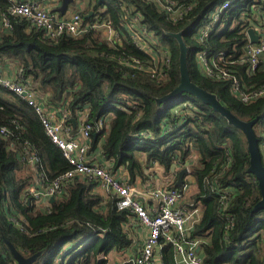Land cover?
<instances>
[{"label":"trees","instance_id":"1","mask_svg":"<svg viewBox=\"0 0 264 264\" xmlns=\"http://www.w3.org/2000/svg\"><path fill=\"white\" fill-rule=\"evenodd\" d=\"M171 1L175 9H187L182 16L169 13L163 5L168 0L72 3L71 9L80 10L86 24L111 21L119 40L108 39L97 28L80 36L65 33L52 40L26 19H13L11 28L0 29V62L15 63L22 79H30L46 103L65 105L71 118L77 119L80 111L88 110L87 121L94 126L92 151L104 138L101 149L105 161L115 173L125 170L130 182L138 178L146 182V168L155 164L170 174L174 165L191 162L195 154L196 162L189 164L196 187L191 203L201 208V217L193 235L204 238L201 246L207 264H264V209L254 211L261 192L258 179L248 171L250 152L245 133L187 91L158 101L181 82L180 49L172 33L183 32L191 80L216 94L240 119H256L253 128L264 162V94L241 100L233 91V79L205 76L195 58L203 49L210 54L225 52L232 62L226 67L237 74L245 91L264 86V58L255 73L241 61L259 2L232 0L202 42L194 37L196 29L209 20L217 6L230 0ZM7 7L8 2L0 0V12ZM138 12L163 46L159 50L156 44L155 51L163 53L168 48L170 60L160 54L165 72L162 79L153 75L151 56L135 45L126 30L130 16ZM134 59L143 66L131 65ZM103 117L108 119V126L100 129L98 123ZM2 128L0 264H17L8 242L26 257L37 255L32 264H97L102 255L132 248L136 241L132 227L126 226L131 212L119 209L114 199H109L103 209L101 196L93 192L96 182L90 178H76L68 184L66 194L45 210L34 200H27L23 194L35 175L28 162L33 152L39 158L38 173L49 181L71 165L27 97L0 85ZM177 181L176 173L167 186H175ZM224 191L229 192L226 199L222 198ZM70 253L75 254L70 257ZM160 255L161 264H175L170 243Z\"/></svg>","mask_w":264,"mask_h":264},{"label":"built area","instance_id":"2","mask_svg":"<svg viewBox=\"0 0 264 264\" xmlns=\"http://www.w3.org/2000/svg\"><path fill=\"white\" fill-rule=\"evenodd\" d=\"M6 1L8 2L7 9L0 12V29L11 28L13 19H26L31 27L42 30L45 37L52 40H57L65 33L80 36L90 28L105 30L108 39L119 40V35L111 21H96L91 25L84 23L80 10L69 8L64 14L60 13L57 9L61 0ZM169 2L172 1L168 0V3L163 5L173 17L182 16L187 10L181 7L175 9ZM258 2L259 4L257 3L254 7L256 20L251 27L247 26V28L249 27L247 30L248 42L245 46V53L241 56V61L247 63L250 73L256 72L264 58V0H258ZM231 3L232 0L225 1L222 5L217 6L208 15L209 20L196 29L194 37L202 42L205 41L219 20L220 13L227 9ZM250 29H254L258 35L257 42L251 41ZM126 30L135 45L151 56L152 68L150 70L153 75L162 79L165 72L161 67V59L164 56L170 60L168 48L165 47L168 53L165 50L163 53L157 52L163 49V46H160L158 38L156 39L154 34L143 24L142 14L139 12L130 16ZM156 44L160 47L157 51H155ZM160 54L163 56L161 57ZM195 58L199 70L205 76H215L224 80L233 79V91L241 100L249 101L264 94V86L250 91H245L241 87L237 74L229 71L226 67L232 62L230 58L226 57L225 52L210 54L206 49H203L195 53ZM7 61L10 62V60L4 62ZM131 65L143 66L139 59H134ZM0 66L3 67L2 64ZM0 85L27 97L37 113L40 114L47 134L63 150L65 158L71 165V168L66 172L57 176L53 181H49L44 178L42 173H38L39 158L33 152L28 162L34 169L35 175L23 194L26 198L29 197L27 200H34L41 209L44 200L63 197L68 184L76 178H90L96 182V186L108 193L109 199L117 200L119 209L131 212L126 226L138 225L144 231L140 244L136 240L132 248L124 250H130L135 254L128 260V264H160L161 250L165 244L169 243L173 246L175 264H207L201 246L204 238L193 235V229L201 217V208L194 206L193 203L182 202L188 186L189 189L192 187L190 182L189 185L187 181L183 180L181 185L155 186L151 183V177H148L146 182L139 178L135 182H130L128 179L117 176L111 167L101 164L92 151L94 126L87 121L88 110L80 111L77 119L71 118L65 105L46 103L43 96L35 92L30 79L23 80L18 71L11 77L0 74ZM107 122L106 117L101 118L98 123L100 129L107 127ZM4 132L5 128H2L0 133ZM139 180L141 181L139 182ZM228 196L229 192L224 191L222 198L226 199ZM103 256L105 255L101 257L103 258Z\"/></svg>","mask_w":264,"mask_h":264},{"label":"water","instance_id":"3","mask_svg":"<svg viewBox=\"0 0 264 264\" xmlns=\"http://www.w3.org/2000/svg\"><path fill=\"white\" fill-rule=\"evenodd\" d=\"M61 1L62 4L60 7H58L57 10L62 14H64L72 5V3L75 2V0H61ZM249 34L251 36L252 42L258 41V35L256 34L254 29H250ZM172 36L177 40L180 49L179 69L181 74V82L173 91H171L164 97L158 99V101L162 102L171 99L177 96L178 94L187 91L190 94L198 97L204 103L211 105L214 110L220 112L225 118H227L230 124L239 127L245 133L248 141V149L250 152V166L248 168V171L254 174L258 179L260 192H261V199L255 204L254 211L264 209V162L262 159L258 138L253 128L256 119L251 121H244L240 119L220 101V99L217 97L216 94L211 93L205 90L204 88L200 87L196 83H194L190 77L189 66H188L189 49L183 38V32L172 33ZM186 164L187 165L189 164L188 161L186 162ZM187 173H188V169L187 167H184L178 175L177 185H181V183L184 180V176ZM55 199H56L55 197H52L50 198V201L54 202ZM8 246L17 264H32L35 258L37 257V255L31 257L24 256L21 252L17 250V248L11 242H8ZM102 263H103V258H99L97 260V264H102Z\"/></svg>","mask_w":264,"mask_h":264},{"label":"crops","instance_id":"4","mask_svg":"<svg viewBox=\"0 0 264 264\" xmlns=\"http://www.w3.org/2000/svg\"><path fill=\"white\" fill-rule=\"evenodd\" d=\"M61 4H62V1L59 2L58 6L60 7ZM69 8H71V6ZM2 65H3V67L4 66L8 67L6 69H8L9 74H10V75L9 74H5L4 70H3V74H1L2 76H6V75L7 76H13V75H16L18 69H17V65L15 63L11 62V63H9V65H7V62H3ZM102 144H103V141H100L99 142V147L97 146V148L94 149L93 152H94L95 156H97V158H98V160H99V162L101 164H105V165L111 167V163L106 162L105 159H104V155H103V152H102V149H101ZM145 159H146L145 156L141 158V160H143V162H144ZM116 174H117V176H121V177H123L125 179H128L127 172L125 170H123V169L117 170ZM158 175L159 176L158 177L156 176L155 179H153V178L151 179V183H153L155 186L167 185L174 178L172 172L170 174H161L160 173ZM189 182L191 183V185L193 187V184L195 183V178L192 175L189 176ZM194 190H196V187L194 188ZM93 192L98 193L101 196V198H102L101 205H102V208L105 209V205H106V203L109 200L108 193H106L103 189L99 188L98 186L94 187ZM65 194L66 193H64L63 195H65ZM51 204H52V202L50 201V199L44 200L42 202V208L41 209L45 210L47 208H50ZM132 232L134 234L133 237H134L135 241L137 240V242L140 244L142 242V240H143V236L142 235H144V231H142V229H140L138 225H134L133 224ZM128 251L131 252L130 250H128ZM131 253H133V252H131Z\"/></svg>","mask_w":264,"mask_h":264},{"label":"rangeland","instance_id":"5","mask_svg":"<svg viewBox=\"0 0 264 264\" xmlns=\"http://www.w3.org/2000/svg\"><path fill=\"white\" fill-rule=\"evenodd\" d=\"M81 7H83L84 5H80ZM103 32L102 33H105V30H102ZM106 36V33L104 34ZM150 37H152V35H150ZM150 43V42H149ZM10 62L7 61V65H9ZM0 64H3L2 62H0ZM7 66H4V67H1L0 66V74H3V70H4V73L5 74H9V71ZM10 75V74H9ZM7 76V75H6ZM8 77V76H7ZM11 77V76H10ZM189 95L191 97H194V95L190 94ZM202 101V100H201ZM80 116V114H79ZM144 157V155H143ZM191 162L192 164H194V162H196L197 160V156L194 154H192L191 156ZM146 161V159L144 160V162ZM187 162V161H186ZM184 165H180V164H177V165H174L172 168H171V172L173 173V177L175 178L176 177V173L179 175L180 171L184 168V167H187L188 169V173L184 176V180L186 179L188 185H189V176H190V172H189V169L191 170V165H189L191 162L188 161V165L186 164ZM147 174H148V177H151L153 179H155V177L159 176L158 174H165L166 172L164 171V168L162 166H160L159 164H155L154 166H151V167H147ZM150 180V178H149ZM141 180H139L140 182ZM195 193V190H194V186L191 187L189 189V186H188V190L187 192L185 193L183 199H182V202H189L191 203L192 200H191V195L193 196ZM132 231V229H131ZM53 251H56V248L53 249ZM60 252V251H59ZM62 253V251H61ZM75 253H70V257H72ZM135 254L134 253H131L129 252L128 250L127 251H124L123 253L122 252H117V251H112L110 254L108 255H105L103 256V263L102 264H128V260L133 257ZM49 256H46L43 258V261L44 260H47ZM99 258H102V257H99ZM98 258V259H99ZM105 259V260H104ZM161 264V263H160Z\"/></svg>","mask_w":264,"mask_h":264}]
</instances>
